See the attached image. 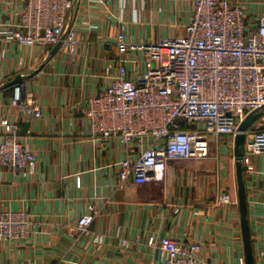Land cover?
Listing matches in <instances>:
<instances>
[{
    "label": "crops",
    "instance_id": "crops-1",
    "mask_svg": "<svg viewBox=\"0 0 264 264\" xmlns=\"http://www.w3.org/2000/svg\"><path fill=\"white\" fill-rule=\"evenodd\" d=\"M192 1L74 0L66 21L76 33L74 52L0 40V120L16 125L37 159L33 173L0 167V211L24 209L32 219L24 239H0V264H162L147 244L160 236L199 242L200 264L244 260L234 140L210 137L207 158L172 160L162 181L117 188L125 148L117 139L99 146L83 118L85 101L110 80L104 67L112 64L115 73V35L124 33L130 42L180 35ZM236 1L252 23L264 13V0ZM23 6L24 0H0V28L16 24ZM32 99L40 117L24 111ZM247 163L251 170L242 162L252 252L254 263L264 264V155L251 154ZM220 193L232 202L217 203ZM87 213L93 216L89 233L104 238L100 249L90 235L71 234Z\"/></svg>",
    "mask_w": 264,
    "mask_h": 264
},
{
    "label": "built area",
    "instance_id": "built-area-1",
    "mask_svg": "<svg viewBox=\"0 0 264 264\" xmlns=\"http://www.w3.org/2000/svg\"><path fill=\"white\" fill-rule=\"evenodd\" d=\"M74 0H24L13 26L0 28V40L24 46L60 44L74 52L77 39L66 25ZM115 73L99 94L89 97L83 118L89 137L103 147L117 139L125 148L119 161L116 187L131 181L142 185L162 181L169 161L204 159L210 137L234 140L238 126L264 106V13L255 23L236 0H193L183 32L155 41L130 42L124 33L114 37ZM19 87L15 98L22 100ZM29 116H41L36 99L24 105ZM246 169L251 154L264 155V119L244 132ZM0 167L33 173L35 154L24 146L16 125L0 120ZM217 203H231L220 193ZM91 213L80 216L71 234L90 235L100 249L104 238L89 233ZM32 219L24 209L0 211V239H24ZM162 264H200L199 242H180L170 236L150 237ZM122 247H128L125 239ZM240 264H245L243 258Z\"/></svg>",
    "mask_w": 264,
    "mask_h": 264
},
{
    "label": "water",
    "instance_id": "water-1",
    "mask_svg": "<svg viewBox=\"0 0 264 264\" xmlns=\"http://www.w3.org/2000/svg\"><path fill=\"white\" fill-rule=\"evenodd\" d=\"M60 44L55 45L54 49H58ZM18 80V78L16 79ZM264 109V106L262 107ZM262 112H251L249 113L243 121L238 126V132L234 137V165H235V176L237 184V204L239 209V218H240V229L242 235L243 243V252L245 264H255L254 257L252 252V245L250 240V229L247 220V203H246V193H245V184L243 179V146L245 142L244 132L245 130L260 116Z\"/></svg>",
    "mask_w": 264,
    "mask_h": 264
},
{
    "label": "rangeland",
    "instance_id": "rangeland-1",
    "mask_svg": "<svg viewBox=\"0 0 264 264\" xmlns=\"http://www.w3.org/2000/svg\"><path fill=\"white\" fill-rule=\"evenodd\" d=\"M179 30H177V31H179L180 32V27L178 28ZM178 33V32H177ZM169 34V33H168ZM172 34H176V33H172ZM154 36H156V35H154ZM19 93H20V89H19ZM256 112H262V115L257 119V120H255L251 125H256V123H258V122H261V121H263V119H264V109H260V110H258V111H256ZM209 153H210V144H209Z\"/></svg>",
    "mask_w": 264,
    "mask_h": 264
}]
</instances>
